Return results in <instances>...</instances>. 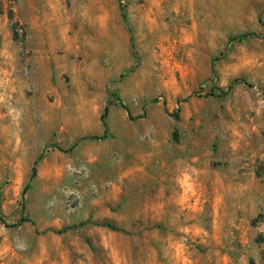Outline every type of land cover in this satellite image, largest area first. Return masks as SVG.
I'll list each match as a JSON object with an SVG mask.
<instances>
[{
	"label": "rangeland",
	"instance_id": "rangeland-1",
	"mask_svg": "<svg viewBox=\"0 0 264 264\" xmlns=\"http://www.w3.org/2000/svg\"><path fill=\"white\" fill-rule=\"evenodd\" d=\"M0 216V264H264V0H0Z\"/></svg>",
	"mask_w": 264,
	"mask_h": 264
},
{
	"label": "trees",
	"instance_id": "trees-1",
	"mask_svg": "<svg viewBox=\"0 0 264 264\" xmlns=\"http://www.w3.org/2000/svg\"><path fill=\"white\" fill-rule=\"evenodd\" d=\"M214 60H216V59H214ZM212 66H213V64H212ZM234 82H242V83H244V82L241 81V80H235ZM232 85H233V82L230 83L229 87H231ZM210 95H214V94L211 93ZM216 96H218V95H216ZM122 108H124V109L127 111V109H126L123 105H122ZM107 111H108V106H106V107L104 108L103 114H102V116H101L102 120H104V118H105V116H106V114H107ZM103 128H104V132L106 133L107 127H106V125H105L104 122H103ZM105 138H106L105 135H103L102 137H90V139H96V140H104ZM82 140H84V138H82V139L78 140L77 142H75L74 145L72 146V148H73V147H74L79 141H82ZM34 174H35V166H33V168H32V172H31V174H30V178H32V177L34 176ZM27 186H28V185L26 184L24 190L27 189ZM23 210H24V207H23V205H22V206H21V216H20V218H19V220H18V222H17V225H21L22 223H24V222L27 221V219H25V218L23 217V215H22ZM0 222H2L5 226H8V227L14 226V225H6L5 221L3 220V218H2L1 216H0ZM98 226H101V227H108V228H111V229H113V230H117L115 227H113V226H111L110 224H107V223L99 224ZM71 228H73V227H65V228H63V229H61V230L53 231V233H55V234H61V233H64V232L68 231V230L71 229Z\"/></svg>",
	"mask_w": 264,
	"mask_h": 264
}]
</instances>
